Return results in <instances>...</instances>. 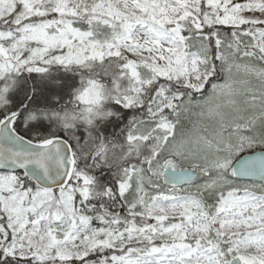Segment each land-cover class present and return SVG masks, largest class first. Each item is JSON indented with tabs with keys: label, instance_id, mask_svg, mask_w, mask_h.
<instances>
[{
	"label": "snow or ice",
	"instance_id": "snow-or-ice-1",
	"mask_svg": "<svg viewBox=\"0 0 264 264\" xmlns=\"http://www.w3.org/2000/svg\"><path fill=\"white\" fill-rule=\"evenodd\" d=\"M0 264H264V0H0Z\"/></svg>",
	"mask_w": 264,
	"mask_h": 264
}]
</instances>
